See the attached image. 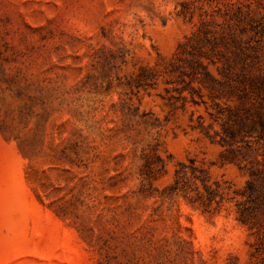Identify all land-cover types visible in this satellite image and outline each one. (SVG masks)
I'll return each mask as SVG.
<instances>
[{
    "label": "rangeland",
    "instance_id": "374dc122",
    "mask_svg": "<svg viewBox=\"0 0 264 264\" xmlns=\"http://www.w3.org/2000/svg\"><path fill=\"white\" fill-rule=\"evenodd\" d=\"M229 62L264 78V0H0V264H264Z\"/></svg>",
    "mask_w": 264,
    "mask_h": 264
},
{
    "label": "trees",
    "instance_id": "16d2710c",
    "mask_svg": "<svg viewBox=\"0 0 264 264\" xmlns=\"http://www.w3.org/2000/svg\"><path fill=\"white\" fill-rule=\"evenodd\" d=\"M228 66L230 71L226 73L227 79L221 81L228 89L226 92L220 89L221 91L214 97L233 96L238 104L233 109L219 108L216 115H213L216 117L215 120H222V131H215L216 135L221 136L218 142L225 147L227 159L233 161L244 159L247 150L255 152L256 157L260 155L264 158V78L258 77L257 81L244 73L235 72L236 65L233 63L229 62ZM205 73L208 76L211 74L208 69ZM208 135L212 140H216L210 133ZM252 163L253 166L256 164V167L242 192L247 198L237 204L241 220L245 224H250L251 228H257L264 239V160L257 157ZM181 172L184 173L181 178H184L186 170L182 169ZM197 178L206 187L208 196L205 200L198 192L196 200H200L207 207L214 201L221 205L224 199L221 185L216 182V188H213L207 184L208 179L200 176ZM217 196H220V199H217Z\"/></svg>",
    "mask_w": 264,
    "mask_h": 264
}]
</instances>
